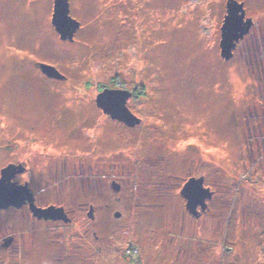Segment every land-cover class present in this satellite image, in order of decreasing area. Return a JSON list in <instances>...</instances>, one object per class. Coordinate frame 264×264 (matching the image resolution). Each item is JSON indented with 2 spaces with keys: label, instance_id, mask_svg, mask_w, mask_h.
I'll list each match as a JSON object with an SVG mask.
<instances>
[{
  "label": "rangeland",
  "instance_id": "rangeland-1",
  "mask_svg": "<svg viewBox=\"0 0 264 264\" xmlns=\"http://www.w3.org/2000/svg\"><path fill=\"white\" fill-rule=\"evenodd\" d=\"M54 1L0 0V176L26 165L66 218L0 208V264H264V0H237L253 25L229 60V0H69L72 41ZM105 88L137 89L141 122ZM190 177L214 191L197 215Z\"/></svg>",
  "mask_w": 264,
  "mask_h": 264
},
{
  "label": "water",
  "instance_id": "water-1",
  "mask_svg": "<svg viewBox=\"0 0 264 264\" xmlns=\"http://www.w3.org/2000/svg\"><path fill=\"white\" fill-rule=\"evenodd\" d=\"M52 24L63 40H74L75 33L81 23L70 14L69 0H55ZM253 25L252 18H246L244 3L237 0H229L227 3V15L221 28V55L229 60L233 57V51L237 42L249 33ZM40 67L49 77H65L54 65L41 63ZM133 92L128 89L105 88L97 96V105L112 118L118 119L129 126H135L141 122V118L134 114L127 105ZM16 165L10 164L1 171L0 176V208L11 205L20 206L26 200H30L31 208L37 217L66 218L62 207L50 206L40 208L33 203L32 193L26 185L16 184L13 181ZM22 168H20V171ZM119 189V186H115ZM181 194L187 200V208L191 213L198 214V206L201 211L207 209V200L211 199L214 191L205 186L204 177H190L185 183ZM92 215V213H90ZM119 215V213H117Z\"/></svg>",
  "mask_w": 264,
  "mask_h": 264
},
{
  "label": "flooded vegetation",
  "instance_id": "flooded-vegetation-1",
  "mask_svg": "<svg viewBox=\"0 0 264 264\" xmlns=\"http://www.w3.org/2000/svg\"><path fill=\"white\" fill-rule=\"evenodd\" d=\"M244 7H245V6H244ZM245 10H246V9H245ZM246 18H249V17H247V13H246ZM101 90H103V89H101ZM134 90H135V89L130 90V91L133 92L132 97L136 96ZM132 97H131V98H132ZM120 122H122V121H120ZM20 168H22L21 171H20ZM15 171H16V172H15V175H14L13 181L16 182V184L26 185V186L28 187V189H29V192L32 193L33 201H34L33 203L36 204L37 206H40V205H38V201H36V196H35V193H34L33 187H32V185L30 184V182H29V181H25L24 183H21V182L18 180V177H20V175H23V174L29 172V169L27 168V166H26V165H23L22 163H20L19 166H16V167H15ZM30 172L32 173V170H31V169H30ZM24 204H25V205L27 204V205L30 206V203L28 202V200H27ZM30 207H31V206H30ZM198 207H200V206H198ZM200 209H201V207H200ZM93 210H94V209H93V207H92V208H91V213H93Z\"/></svg>",
  "mask_w": 264,
  "mask_h": 264
},
{
  "label": "trees",
  "instance_id": "trees-1",
  "mask_svg": "<svg viewBox=\"0 0 264 264\" xmlns=\"http://www.w3.org/2000/svg\"><path fill=\"white\" fill-rule=\"evenodd\" d=\"M142 89H143V90L145 89L144 85L142 86ZM134 92H135V95L138 96L139 91H138L137 89H135ZM142 92H144V91H142ZM140 93H141V92H140ZM142 94H143V93H142Z\"/></svg>",
  "mask_w": 264,
  "mask_h": 264
}]
</instances>
